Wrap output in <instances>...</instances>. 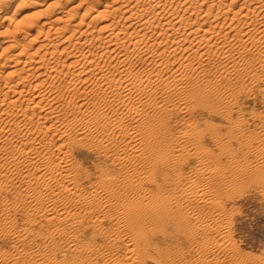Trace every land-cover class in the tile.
<instances>
[{
	"label": "bare ground",
	"instance_id": "1",
	"mask_svg": "<svg viewBox=\"0 0 264 264\" xmlns=\"http://www.w3.org/2000/svg\"><path fill=\"white\" fill-rule=\"evenodd\" d=\"M2 1L0 13L4 11ZM207 1L80 0L64 12L65 6L58 0L34 14L4 18L8 20L6 25L0 21V173L2 159H9L8 171L0 174V185L7 187L4 177L20 170L28 183L25 191L36 189L40 183L46 185L45 192L31 200L34 215L44 211L48 222L64 224L90 215L100 227L107 224L106 230H94L93 239L105 237L109 245L96 248L92 242L83 243L73 236L64 250L74 252L75 260L56 264H264V259L259 262L248 254L239 257L226 231L232 221L228 200H233L246 177L258 175L259 166L254 168L246 161L249 154L255 150L258 160L264 161V112H255L261 122L260 132L238 133L234 129L240 125L239 120L230 119L227 124L214 121L222 115L223 86L206 85L205 80L185 85L186 79L193 76L191 71H206L204 62L213 55L222 59L218 67L222 72L239 70L238 46L242 42L264 43V0H230L216 12L217 3ZM237 3L240 6L235 10ZM201 6H207L206 10L202 11ZM231 11L233 16L228 21L226 14ZM248 19L252 22L248 23ZM241 20L248 24L238 29ZM121 21L125 24L122 27ZM150 40L153 44L149 46ZM178 54L181 55L175 57ZM133 57L155 61L156 66L147 72L135 71ZM258 60L261 65L254 63L250 68L257 75L255 81L264 85L263 48L258 50ZM177 62L166 83L173 94L186 95L179 103L158 95L157 88L142 87L145 81L161 79L166 71L163 64L169 69ZM93 78L101 83L91 87ZM56 83L61 84L62 94ZM80 84L88 86L79 91ZM114 89L118 91L106 93ZM249 90L245 86L235 92L234 101L228 105L242 107ZM88 91L104 92L105 106H128L138 96L135 104L139 105L129 114H105L111 126H117L122 119L139 120L149 106L144 130L133 126L121 151L113 153L121 165L103 163L97 167L92 197L78 192L84 182L69 172L71 157L77 148L84 147L83 143L68 140L66 131L53 129L54 123L63 120L55 107L63 101L62 106L80 111L91 103ZM153 93L155 101L148 102ZM74 96L77 103L72 102ZM167 105L184 113L182 121L192 129L189 142L174 141L171 115L157 114L169 112L163 108ZM200 109L212 117H197L194 111ZM35 117L43 121L35 122ZM72 123L82 126L83 139L92 133L90 124L101 126L99 118H87L85 113ZM32 135L39 140L36 142ZM96 136L108 144L115 142L104 128ZM53 154L56 160H51ZM144 155V165L132 162ZM129 163L135 170L122 174L121 167ZM24 167L27 169L22 172ZM189 167L202 176L189 177ZM92 178L89 172L85 182ZM36 201L44 206H34ZM69 204L80 211L68 210ZM57 208L63 212L54 214ZM207 208L210 211L205 213ZM208 215L211 219L205 224ZM214 233L218 240L205 235ZM41 254L31 252L27 260L50 261Z\"/></svg>",
	"mask_w": 264,
	"mask_h": 264
},
{
	"label": "rangeland",
	"instance_id": "2",
	"mask_svg": "<svg viewBox=\"0 0 264 264\" xmlns=\"http://www.w3.org/2000/svg\"><path fill=\"white\" fill-rule=\"evenodd\" d=\"M55 1L57 2L58 0H3L4 11L0 13V15H2L0 21H3V25H6L8 20L6 21L4 18H22L26 14L36 13L38 10L47 7ZM79 1L80 0H62V4L65 6V8H63L64 12L65 10L69 11L70 8ZM214 1L217 3L214 8L215 12L218 10L220 5L223 6L222 3H230V0ZM37 2H42V5H36ZM211 2L212 0L207 1L209 4ZM239 6V3H237L234 4L233 7L236 10ZM206 8L207 6H201L202 11L206 10ZM226 16L228 17V21H230V18L233 16V11L227 13ZM77 18L80 17L77 16ZM252 19H248V23L252 22ZM238 22H240V20L235 23ZM248 23L242 21L238 26V29L246 27ZM123 25L125 24L121 21L120 26L122 27ZM235 31L237 32L238 30L236 29ZM231 36L232 35L229 34L230 38ZM156 37L157 36H154V38ZM169 43H171V40H169ZM152 44L153 40H150L149 46ZM34 46H36V44L32 47ZM259 48L264 49V43L256 45L253 43L242 42L238 46V49L240 50L238 57L239 70L232 71L231 73L222 72L218 68L222 59L213 55L209 61L204 62V67L206 68L205 72L198 74L197 72L191 71L193 76L188 77L185 82V85L187 86L195 80H205L206 85L215 87L223 86L224 88L222 93L225 103L221 109L222 115H219L223 116V119L217 116L214 118V121L227 124L230 119L234 121L239 120L240 125L235 126L234 130L238 133L247 135L254 132L258 133L262 130L261 122L257 119L255 112H264V85L255 81L257 75L254 74L250 68V66L254 63L261 65L258 60ZM180 55L181 54H178L175 57ZM168 59L169 58H166L165 60ZM115 63L116 60H113L111 67L113 71L115 70ZM131 63L134 65L135 71L139 72L151 71L156 66L155 61H144V58L140 59L139 57H133L131 59ZM165 65L166 63L162 65L163 67H166V71L162 73L160 80H156L154 82L145 81L142 83V87L148 90H154L157 88L158 95L163 94L170 97L173 100L171 103H179V99L184 98L186 95L183 94L180 96L173 94V92H171V85L166 83L168 81L167 77L171 74L172 68H177L178 62L169 69H167V66ZM117 77L118 76H116V78ZM91 83V87H93L96 84L101 83V81L100 79L93 78ZM56 86L59 87L60 94H62L63 89L61 84L56 83ZM87 86L88 84H80L77 85V88H79V91H82ZM245 86H248L250 90L249 96H245L243 98L242 107H230L228 104L234 101L233 94ZM117 91V89H114V91L106 90V93L111 94L112 92ZM88 93L91 103L88 106L81 108L80 111L75 110L73 106L69 108L62 106L61 104L63 101L55 107L56 114L63 120H61V122L54 123L53 129L66 131V138L68 140L77 139L83 143L84 147L77 148L73 157H71L73 165L71 166L69 172H71L78 180L84 182V184H81L78 187V192L86 193L85 195L91 196L92 192L96 189V177L98 176L97 167L103 163H112L115 166L121 165L118 163L116 156L113 155V153H116L119 150L121 151L125 141L129 140L128 133L130 132L128 131L131 130L133 126L137 125L141 130H144L149 121V116L146 115L149 111V106L144 109L143 112L145 113L139 120L122 122V119L117 126H111L106 115L118 117L123 116L124 114H129V110H136L139 105L135 104L138 102V96H134L131 104L128 106L119 107L117 105L105 106L103 99L106 94L104 92L88 91ZM146 96L149 98L148 95ZM155 99L156 93H153L152 98H149L148 102L155 101ZM229 99H231V101L228 102ZM77 101V97L74 96L72 102L77 103ZM163 108L164 110L168 109L169 112L158 111L157 114L163 113L171 115V137L173 140H185V142H189L191 139L190 134L192 129L191 127H187V124L183 123L182 118L184 113H182L180 109L174 108L173 105H167ZM84 113L87 118H99L101 120V126H97L95 123L90 124V131L92 133L88 134L87 137L83 139L82 137L85 134H83L82 131H84V129H82V126L79 124H73L72 121L75 118L82 117ZM194 113L197 117L204 120H207L208 117H212L205 109H200L197 112L195 110ZM123 118L125 119V117ZM34 121L40 122L43 121V119L35 117ZM203 127H205V125H203ZM11 128L15 129V125H12ZM103 128L106 131V134L111 136L115 142L111 141L112 144H108L107 142L100 141L98 139L96 135L97 133L102 132ZM182 134H185L186 137L183 138ZM31 137L35 138L36 142L39 140V137L35 135H32ZM49 139L50 137L46 138V140ZM5 143L10 145L9 140H5ZM54 150L55 146H52L51 151ZM44 152L45 150H42V153ZM257 155L258 153L254 150L253 153L249 154V158L246 161L251 162L254 165V168L259 166L258 175L246 177L245 184L237 190L233 200L231 199L227 202L229 208L228 210L230 211L229 217L232 220L231 223H233L228 225V229L230 230L226 231H229L227 234L230 236H228L227 239L233 242L239 257H245L246 254H248V257H253V260L257 259L260 262L262 261L261 259H264V167H262L264 165V161L263 159L258 160ZM145 158L146 155H144L139 161L132 160V162L134 164L139 163V165L142 166L144 165ZM8 160L9 159L7 157L2 159L1 162L3 164V170L0 174H5L8 171ZM51 160H56V155L54 156L53 154ZM134 164L129 163L126 166L121 167V173L127 174L134 171ZM26 169V167L22 168V172ZM89 172L93 174V178L91 182L86 183L85 180ZM19 173L20 170L9 172L7 176L4 177L8 186L3 188L0 185V264H56L57 261L63 260L65 262H73L76 258L75 253L64 250L66 244L71 241L73 236H77L79 241L83 243L92 242L96 248L102 245L105 247L109 245V239L105 237L96 240L93 239L94 230L101 228L106 230L107 224L100 227L95 221H93L94 217H91L90 215L86 216L84 219L69 222L67 224L61 222H48L46 220L47 213L44 211L34 215V208L31 205V200L33 199V196L43 194L46 190V185L44 183H40L36 189L25 191L28 183L23 177V174ZM186 174L189 177H192L193 175H197L195 177L202 176L201 173H198L195 170L192 171L191 167L188 168ZM45 196L47 198L48 193H46ZM41 204L42 202L40 201L33 202L34 206ZM42 206L44 205H41L40 207ZM68 210L80 211L73 204H69ZM209 211L210 209H205V213H208ZM53 212L54 214H57L58 212H63V210L61 208H57ZM205 219L207 220L205 224H207L211 217L208 215ZM20 235L24 236L20 238ZM205 235L208 238H211V240L219 239L215 233ZM121 246L124 248L123 244ZM35 251L42 253L41 256L44 254L45 258L50 259V261L38 263V261L27 260L28 254L31 252L34 253ZM81 256L87 258L86 254H82ZM93 258H95V256H93ZM228 259L229 258L226 260Z\"/></svg>",
	"mask_w": 264,
	"mask_h": 264
}]
</instances>
